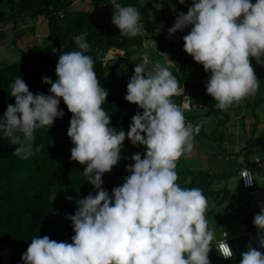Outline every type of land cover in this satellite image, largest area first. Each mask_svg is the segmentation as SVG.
Returning <instances> with one entry per match:
<instances>
[{
    "label": "clouds",
    "instance_id": "1",
    "mask_svg": "<svg viewBox=\"0 0 264 264\" xmlns=\"http://www.w3.org/2000/svg\"><path fill=\"white\" fill-rule=\"evenodd\" d=\"M178 2L184 5L186 0ZM110 5L119 35L134 38L144 33L136 7L122 6L117 0ZM171 8L176 11L174 5ZM189 26L183 50L210 73L206 93L215 107L226 111L254 96L260 80L252 58L264 67V0L254 4L251 0H192L186 14L177 13L168 34ZM85 35L75 36L79 50L58 56L57 79L43 77V83L51 85L50 95L33 94L17 77L9 92L15 103L0 117V138L16 146L13 155L27 159L43 147H33L35 131L50 128L65 115L59 109L62 98L72 114L67 130L74 145L70 159L85 166L82 175L96 191L77 200L75 214L66 217L75 233L71 243L47 235L34 237L21 257L22 264H210L215 237L206 219L208 201L201 189L177 183V161L191 153L200 131L199 125L186 124L183 111L172 100L184 88L169 68L142 53L124 99L143 112L131 118L127 133L116 131L102 108L108 91L100 86L93 58L86 54L90 45ZM168 63L174 62L168 59ZM148 65L152 66L146 71ZM126 136L146 152L143 158L139 153L131 157L134 164L126 167L130 175L110 195L102 187V176L118 164ZM241 177L251 183L249 170ZM253 225L264 248V204ZM215 249L224 259L234 255L225 239ZM240 255V264H264V253L251 243Z\"/></svg>",
    "mask_w": 264,
    "mask_h": 264
},
{
    "label": "trees",
    "instance_id": "2",
    "mask_svg": "<svg viewBox=\"0 0 264 264\" xmlns=\"http://www.w3.org/2000/svg\"><path fill=\"white\" fill-rule=\"evenodd\" d=\"M73 2L74 0H6L8 12L4 16L0 11V22L10 20L13 25L15 23L27 25L26 20L35 21L39 17L45 18L51 42L41 46L36 67L29 63L24 52L19 61L10 64L0 62V117H3L9 104L14 105L15 103V98L9 92L11 91L10 85L17 77L24 80L33 94L50 95V86L43 83L44 76L41 72H45L55 81L58 56L63 52L79 50L75 43V36L86 34L85 40L90 45L86 54L93 58L94 71L100 86L108 91L102 108L110 117V127L127 133L131 118L137 112L141 114L143 112L137 105L124 99L127 93V83L134 74L132 70L134 68H131L129 61L141 48L143 38L141 35L134 38L121 36L118 28L111 23L99 22L93 13L70 12L69 7ZM110 2L111 0H92L95 6L112 7ZM117 3L122 6L136 7L140 12V22L151 31L147 37L157 43L158 51L166 52L175 58L177 70H169L179 82V86L184 84L188 87L193 101H201L202 110L206 111L202 116L215 118L218 114L221 116L222 110L215 107L214 99L206 93L210 73H206L201 64L186 58L180 51L175 50L170 40L167 42L162 39L156 40L150 21L151 12L155 7L153 0H144V2L117 0ZM183 48L184 42L181 47L182 51H184ZM110 50L122 51L123 56L115 59L114 65L107 68L109 62L103 63L99 54L105 55ZM255 74L260 80V87L252 108L264 101V70H255ZM180 98L181 96L176 95L172 97V100L176 103ZM59 109L65 113L62 118H57L50 128L45 126L35 131L33 147L41 145L43 147L27 159L13 155L16 146L10 144L6 138H0V240L6 239L0 241V247L7 246L6 248L12 250L11 256L9 249L4 251L7 255V258H4L5 263L10 258L9 264H21L22 255L27 251L31 240L37 236L47 235L57 242L71 243V237L75 233L71 220L66 217L75 214L77 200L90 193L96 194L93 186L82 175L85 166L70 159V150L74 145L67 135V130L72 114L68 112L62 98ZM191 117L197 118L195 113ZM219 118H216V127L210 136H215L217 126L222 120ZM197 125L200 126L198 122ZM200 131L195 136L200 135ZM2 136L3 134L0 133V137ZM145 152L144 146H134L126 136L118 164L112 168L111 172L103 176L121 177L125 180L130 175L126 167L134 164L131 157L139 153L143 158ZM177 174L179 177L177 183L181 187L199 188L206 199L211 195L209 190L211 183L228 180L231 175L225 172L208 174L200 171L193 173L185 171ZM188 175H190V183L185 185L184 180ZM102 187L107 190L103 185ZM55 192L56 201L52 202L51 196ZM67 197L72 199L69 200ZM213 219L216 221L214 216ZM243 223L246 222L243 221ZM2 235L5 237L3 238ZM244 251L246 250L243 247L234 249L233 259L236 264H240V254ZM212 254L213 258L220 262H226L220 260L214 251Z\"/></svg>",
    "mask_w": 264,
    "mask_h": 264
},
{
    "label": "crops",
    "instance_id": "3",
    "mask_svg": "<svg viewBox=\"0 0 264 264\" xmlns=\"http://www.w3.org/2000/svg\"><path fill=\"white\" fill-rule=\"evenodd\" d=\"M141 1L144 2V0ZM251 2L255 3V0H251ZM153 3L155 7L151 12L150 21L156 40L162 39L165 42L170 40L175 50L179 51L175 47L176 38H180L181 48L183 37L189 32L185 28L183 31H177L169 36L168 29L173 26L178 12L187 13L192 0H186L184 5L179 4L178 0H153ZM171 5L176 6L175 12L171 10L172 8L170 9ZM94 11L96 12L97 9L94 10L93 6L92 11L87 10L95 16ZM15 25L16 28L19 27L18 23H15ZM23 36L19 38L21 43L24 42L25 35L23 34ZM17 45L19 46L18 40ZM19 48L23 49V46H19ZM148 50L154 54L150 48ZM138 51L143 52L144 50L139 49ZM22 52L24 51L22 50ZM109 53H112V58H110L112 60L123 56V52L119 50H110ZM156 53L158 54L157 51ZM137 54L136 52L133 55L130 63L138 61L140 57ZM154 57L155 59L157 57L156 60L162 61L164 66L167 67L159 55ZM251 63L254 70H264V67L258 65L254 58H252ZM256 97L257 93L254 96L245 98L239 104H233L227 113L222 110L221 124L217 126L215 136H211L212 139L209 140H207V133L203 132L202 126L213 123L210 129V132H212L216 127V125L214 127V123H217L219 114L216 117L217 119L215 117H203L202 115L206 111L202 110L201 101H196L198 108L195 111V116L202 131H200V135L194 137V148L191 153L182 155L177 163L178 165L183 161L185 165V169L182 171L176 169L177 173L200 171L208 174L219 172L231 174L228 180L214 181L209 188L211 195L207 197L206 219L209 222V228L214 230L215 237L211 242L213 248L209 253L210 264H236L235 259L224 263L212 256V251L215 252L216 242L224 232L228 233L227 237L233 251L240 247L247 250V246L251 243L253 247L264 253V248H261L257 242V229L252 223L254 216L260 210V206L264 204V101L257 107L252 108ZM206 141H209V144L205 143ZM202 149L203 151H201ZM254 160L260 161V167L254 163ZM195 161H198L199 165L192 167L191 165ZM245 167L250 168L252 171L256 182L254 189L244 190L240 186L238 174ZM189 183L190 175L184 180L185 185ZM223 183L225 186H223ZM255 204L259 207L258 210L255 209ZM213 216L220 223H217ZM243 221L246 223H243ZM240 226H243L244 229H240Z\"/></svg>",
    "mask_w": 264,
    "mask_h": 264
},
{
    "label": "rangeland",
    "instance_id": "4",
    "mask_svg": "<svg viewBox=\"0 0 264 264\" xmlns=\"http://www.w3.org/2000/svg\"><path fill=\"white\" fill-rule=\"evenodd\" d=\"M0 11L3 12L4 16L6 15V13L8 12V7L6 6V0H0ZM253 3V2H252ZM92 4V0H74V2L71 4V6L69 7V11L70 12H76V11H84L87 12V10L90 9V11H92V6L94 8V10L97 9V11L95 13L96 18L98 19L99 22H111L112 24V16H113V12L114 9L112 7H106V6H95V5H91ZM254 4V3H253ZM175 6V5H174ZM176 8V6H175ZM171 9V6H170ZM172 10V9H171ZM9 15V14H8ZM141 24L144 23L140 22ZM26 24L27 25H22L20 23H18V28H16L15 24L13 25V23L9 20L7 22H0V62H5L4 64H10L16 61L20 60V57L22 55V50L24 51V54H26V57L29 60V63L31 65H35L37 62V58L40 54V48L41 46L44 44H49L51 42V37L49 35L48 29H47V21L45 18L39 17L38 19H36L35 21H28L26 20ZM30 29H32V31H30ZM187 32H190L191 27H187ZM159 31V30H158ZM155 32V30H154ZM22 36H20V35ZM23 34L25 35L24 38V42L21 43V41L19 40V38L24 37ZM187 34V33H186ZM17 40L19 43V46H23V49H18V45H17ZM175 47H177L176 49H179V51L181 52V54L183 56H185L186 58L193 60L194 59L189 56L186 55L184 51L181 50L180 45H181V40L180 38H176L175 40ZM153 46V44H152ZM147 52L149 55V59L153 62H159L160 64L164 65V63L159 60H156L154 56H157L158 54L156 52H153L154 54H152L148 48L144 49V51H138L137 55L139 57H141V54ZM150 52V53H149ZM112 55H110L109 52H107L105 55H101V53L99 54L100 59L103 61V63H108L107 68H109L110 66H113V61L115 59H110ZM131 62V61H129ZM141 59L139 58L138 61H132V63H129L131 65V68H135L137 63H140ZM152 65H148L146 68V71L148 69L151 68ZM36 67V65L34 66ZM134 70V69H132ZM197 70V69H196ZM42 76H47V74L45 72H41ZM48 77V76H47ZM49 85V84H48ZM51 87V85H49ZM228 110H226L225 112L227 113ZM218 117H222V116H218ZM213 124V123H212ZM212 124L210 125H203L202 126V130L204 133H207V140L212 139L211 136V132L210 129L212 128ZM215 123H214V127H215ZM205 143L209 144V141H206ZM203 151V149L201 150ZM199 165L198 161H195L191 166L192 167H196ZM177 171H182L183 169H185V165L183 164V161L180 162V164L177 165L176 167ZM176 171V172H177ZM103 180V186L107 189V191L109 192V194L111 195V191L114 187H118L121 186L124 183V180L121 177H112V176H103L102 177ZM223 186H225V184L223 183ZM51 201H56V192L52 194L51 196ZM255 209H259V207H257V204ZM253 223V222H252ZM3 238L5 237L4 235H2ZM2 240H6V239H1ZM6 242V241H3ZM7 246L4 247H0V251L2 252V260L0 258V264H9L10 260L8 262L5 263L4 258H7V255L4 253L5 250H10V256H11V252L12 250L10 248H6ZM22 264V263H21Z\"/></svg>",
    "mask_w": 264,
    "mask_h": 264
},
{
    "label": "built area",
    "instance_id": "5",
    "mask_svg": "<svg viewBox=\"0 0 264 264\" xmlns=\"http://www.w3.org/2000/svg\"><path fill=\"white\" fill-rule=\"evenodd\" d=\"M143 25V24H142ZM145 31L144 33L141 35L142 38H143V41H142V44H141V50H144L146 48H150L153 52H158V55L161 56V58L163 59V61L165 62L167 68H169L170 70H177V65H176V60L175 58H173L171 55H169L168 53L166 52H160L157 50V43L153 40H150L147 35L150 34L151 31L147 30L145 27H144ZM153 44V46H152ZM155 44H156V47H155ZM168 59H170L171 61H173L174 63L172 64H169L168 63ZM181 89L184 88V92H181L179 94V96H181L180 100L178 102H176L175 104L181 108V110L183 111L184 113V116H185V122L186 124H189V125H192L193 127L196 126V123H197V120L196 118H193L191 117L193 113H195V111L197 110L198 106H197V102L193 101V99L190 97L189 95V91H188V87L185 86L184 84H182L180 86ZM178 163V161H177ZM254 163L256 165H258L260 167V161L259 160H254ZM249 170V173L250 175L252 176V180H251V183L250 184H247L246 183V179L244 177H241V174L244 170ZM238 178H239V182H240V186L242 189L244 190H251V189H254L255 186H256V182L253 178V175H252V171L250 168L248 167H245L243 169L240 170L239 174H238ZM240 229H244L243 226H240ZM225 239L226 240V243L231 247V244H230V241L228 239V237H225L224 236V233L221 235V237L217 240L216 242V245H215V248L218 246V243ZM232 249V247H231ZM3 252V251H2ZM2 252L0 251V258L2 260ZM215 253H216V256L222 260V261H226V262H229L231 260H233V257L230 258V259H224L222 257V255L215 249Z\"/></svg>",
    "mask_w": 264,
    "mask_h": 264
}]
</instances>
